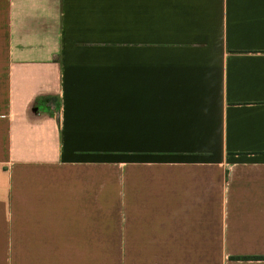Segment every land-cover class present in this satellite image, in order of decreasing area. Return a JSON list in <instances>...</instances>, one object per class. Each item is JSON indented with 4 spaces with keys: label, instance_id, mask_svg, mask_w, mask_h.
<instances>
[{
    "label": "crops",
    "instance_id": "crops-1",
    "mask_svg": "<svg viewBox=\"0 0 264 264\" xmlns=\"http://www.w3.org/2000/svg\"><path fill=\"white\" fill-rule=\"evenodd\" d=\"M264 264V0H0V264Z\"/></svg>",
    "mask_w": 264,
    "mask_h": 264
},
{
    "label": "rangeland",
    "instance_id": "rangeland-1",
    "mask_svg": "<svg viewBox=\"0 0 264 264\" xmlns=\"http://www.w3.org/2000/svg\"><path fill=\"white\" fill-rule=\"evenodd\" d=\"M114 264H116V263H114Z\"/></svg>",
    "mask_w": 264,
    "mask_h": 264
}]
</instances>
